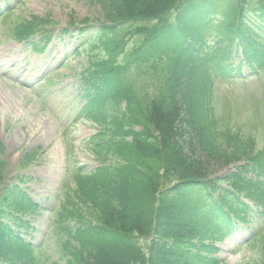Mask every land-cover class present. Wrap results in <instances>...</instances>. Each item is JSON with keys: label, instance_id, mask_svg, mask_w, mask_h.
Instances as JSON below:
<instances>
[{"label": "trees", "instance_id": "1", "mask_svg": "<svg viewBox=\"0 0 264 264\" xmlns=\"http://www.w3.org/2000/svg\"><path fill=\"white\" fill-rule=\"evenodd\" d=\"M98 1L103 20L60 33L84 36L93 50L79 94L102 128L89 141L100 166L74 172L75 190L59 214L68 263L221 264L213 244L226 236L219 220L230 230L250 214V202L264 210V151L249 131L222 128L217 101L218 79L249 77L234 59L255 75L263 69L264 0ZM50 25L35 18L15 37L50 43ZM134 65L149 71L140 91L126 80ZM33 158L25 155L20 167ZM214 163L236 170L210 179ZM7 166L0 157V264H40L25 238L32 230L25 219L39 209L8 183Z\"/></svg>", "mask_w": 264, "mask_h": 264}, {"label": "rangeland", "instance_id": "2", "mask_svg": "<svg viewBox=\"0 0 264 264\" xmlns=\"http://www.w3.org/2000/svg\"><path fill=\"white\" fill-rule=\"evenodd\" d=\"M15 2L9 0L7 5ZM2 12L0 9V15ZM101 13L93 0H21L19 8L0 23V137L7 147L11 176L18 173L21 150L41 149L39 159L22 172V188L41 209L29 218L33 227L29 239L42 264H68L66 237L57 222L58 207L67 198V171L84 168L91 172L99 165L86 142L97 133V127L81 121L79 115L78 76L87 56L75 54L77 39L64 40L57 34L47 54L39 55L15 41L11 31L26 17H50L61 31L72 18L78 25L88 18L99 19ZM141 74V70L134 71L133 80L138 81ZM48 77L51 80L46 82ZM262 90L264 73L223 95L220 125L228 132L264 130L260 102L253 94ZM243 94L250 96L247 106L238 98ZM207 169L214 179L225 177L233 168L214 163ZM251 210L246 223H238L231 235L217 242L224 264L264 263V216Z\"/></svg>", "mask_w": 264, "mask_h": 264}]
</instances>
